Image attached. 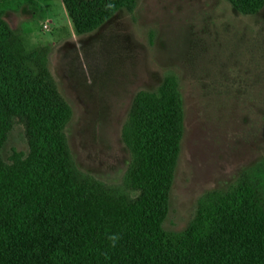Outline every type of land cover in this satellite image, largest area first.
<instances>
[{
  "label": "trees",
  "instance_id": "obj_1",
  "mask_svg": "<svg viewBox=\"0 0 264 264\" xmlns=\"http://www.w3.org/2000/svg\"><path fill=\"white\" fill-rule=\"evenodd\" d=\"M138 0H61L75 34L97 29ZM245 15L264 0H226ZM71 108L49 72L46 49L27 50L0 11V264H264V166L230 190L198 200L182 231H167L169 191L183 135L177 79L133 98L122 138L131 162L121 186L71 161ZM18 120L27 154L1 148ZM109 236H117L113 246Z\"/></svg>",
  "mask_w": 264,
  "mask_h": 264
},
{
  "label": "rangeland",
  "instance_id": "obj_2",
  "mask_svg": "<svg viewBox=\"0 0 264 264\" xmlns=\"http://www.w3.org/2000/svg\"><path fill=\"white\" fill-rule=\"evenodd\" d=\"M0 11L27 50L46 49L71 108V161L106 185L121 186L131 162L122 131L134 96L176 77L184 129L165 230L182 231L204 193L230 190L264 166V7L245 15L226 0H138L84 34L61 0H0ZM12 149L28 152L18 120L4 161Z\"/></svg>",
  "mask_w": 264,
  "mask_h": 264
},
{
  "label": "clouds",
  "instance_id": "obj_3",
  "mask_svg": "<svg viewBox=\"0 0 264 264\" xmlns=\"http://www.w3.org/2000/svg\"><path fill=\"white\" fill-rule=\"evenodd\" d=\"M109 239L113 242V246H114L118 237L117 236H109Z\"/></svg>",
  "mask_w": 264,
  "mask_h": 264
}]
</instances>
